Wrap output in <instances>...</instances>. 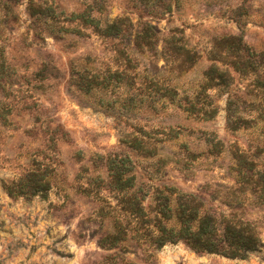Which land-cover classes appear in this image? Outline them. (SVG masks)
<instances>
[{
  "label": "rangeland",
  "instance_id": "1",
  "mask_svg": "<svg viewBox=\"0 0 264 264\" xmlns=\"http://www.w3.org/2000/svg\"><path fill=\"white\" fill-rule=\"evenodd\" d=\"M167 4L162 13L157 0H0V264H104L119 253L99 245L111 228L100 215L117 204L113 161L133 168L146 205L162 204L168 190L227 214L231 201L264 243L255 184L264 176V0ZM120 20L117 36L97 32ZM141 22L158 29L152 50L136 48ZM229 35L244 37L255 73L222 63L233 59ZM212 66L229 76L206 91ZM94 81L102 84L87 91ZM238 157L251 168L247 187L237 183ZM30 172L50 182L46 197L10 194ZM148 264H264V248L234 259L168 243Z\"/></svg>",
  "mask_w": 264,
  "mask_h": 264
},
{
  "label": "trees",
  "instance_id": "2",
  "mask_svg": "<svg viewBox=\"0 0 264 264\" xmlns=\"http://www.w3.org/2000/svg\"><path fill=\"white\" fill-rule=\"evenodd\" d=\"M157 1L162 2V13L171 12L168 0ZM30 10L31 16L39 14L33 9ZM83 17L84 22L90 20L85 15ZM124 24L123 20L113 24L101 23L97 32L102 36H117ZM157 38L158 29L150 22H141V30L137 32L135 39L136 48L140 51L152 50ZM223 41L226 53L233 58L229 63L222 61L225 66L242 75L256 72L253 54L249 52L243 36L229 35L225 36ZM228 74V69L221 70L212 66L205 74L207 81L202 89L208 91L214 83L218 86L226 85ZM101 84L97 81L89 82L84 88L88 91ZM210 110V115L209 111L204 114L209 118L215 112L213 106ZM131 144L137 148L135 143ZM237 160L238 164L234 169L237 183L247 187L253 183L251 168L247 167L249 163L243 157H238ZM108 168V190L116 194L117 204L114 206L109 203L107 212L102 211L100 215L102 220L109 218L107 221L111 222V228L102 235L99 245L107 250L116 249L119 253L110 256L104 264H148V259L154 252L168 243L182 242L197 253H212L234 259H245L264 248L257 228L233 213L231 201L223 202L232 210L227 214L213 209L204 197L197 193H176L168 190L162 204L154 208L153 205H146L145 197L134 190L137 178L132 174V167H126L123 163L115 164L113 161ZM262 178L263 180L255 184H259L258 190L264 192V176ZM102 180L101 182L105 183L104 179ZM50 188V182L45 175L41 172H30L25 180L22 179L14 185V189L8 187V192L40 195L44 198ZM137 251H144L149 258L142 263H135L122 257V254H136Z\"/></svg>",
  "mask_w": 264,
  "mask_h": 264
}]
</instances>
